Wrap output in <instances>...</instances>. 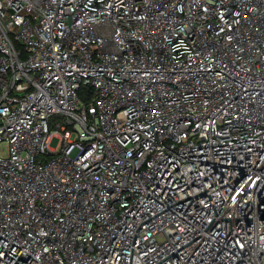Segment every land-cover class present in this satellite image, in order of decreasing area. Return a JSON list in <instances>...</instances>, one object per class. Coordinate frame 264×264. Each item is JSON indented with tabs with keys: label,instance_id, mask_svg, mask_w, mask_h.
<instances>
[{
	"label": "built area",
	"instance_id": "1",
	"mask_svg": "<svg viewBox=\"0 0 264 264\" xmlns=\"http://www.w3.org/2000/svg\"><path fill=\"white\" fill-rule=\"evenodd\" d=\"M0 264H264V0H0Z\"/></svg>",
	"mask_w": 264,
	"mask_h": 264
},
{
	"label": "rangeland",
	"instance_id": "2",
	"mask_svg": "<svg viewBox=\"0 0 264 264\" xmlns=\"http://www.w3.org/2000/svg\"><path fill=\"white\" fill-rule=\"evenodd\" d=\"M59 141L60 139L58 137H55V136H51L50 140H49V144L48 146L51 148V149H57L58 147V144H59ZM7 150L5 148V145H4V152L3 154H6Z\"/></svg>",
	"mask_w": 264,
	"mask_h": 264
}]
</instances>
